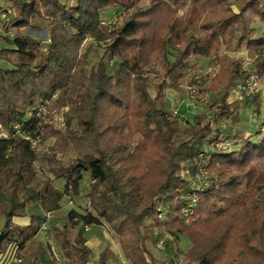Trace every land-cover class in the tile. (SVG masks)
Returning <instances> with one entry per match:
<instances>
[{
    "label": "trees",
    "instance_id": "trees-1",
    "mask_svg": "<svg viewBox=\"0 0 264 264\" xmlns=\"http://www.w3.org/2000/svg\"><path fill=\"white\" fill-rule=\"evenodd\" d=\"M14 6L4 19L5 27L14 29L11 38H4L14 48L0 50V58L13 67L0 71V124L8 133L0 137V194L7 196L0 200L5 221L0 252L15 243L19 255L37 233L34 222L28 227L12 223L14 216L26 215L28 204H39L44 221L63 197L78 196L86 188L93 213L71 211L67 223L53 229L69 264H88L90 253L80 230L75 237L71 230L102 220L118 235L131 264H166L181 240L188 246L185 251L179 247L181 264H264V131L259 129L256 141L236 142L231 151L214 150L211 146L223 135H212L210 125L197 118L184 128L181 119L168 118L165 91L184 93L186 81L196 84L185 79L189 69L196 61L217 57L222 47L250 50L264 82V0H74L70 5L67 0H23ZM111 8L127 14L121 26L107 32L100 18ZM35 18L47 23V47L24 32L40 27ZM255 21L263 27L260 34ZM89 36L105 44L93 70L81 53ZM149 43L155 48L146 67L131 64ZM219 59L220 73L210 85L224 89L217 115L236 122L239 106L227 97L237 62ZM106 60L115 65L110 73ZM148 75L159 81L155 96L148 92ZM261 104L257 96V115ZM41 105L49 112L63 111L60 127L51 113L38 112ZM51 138L53 144L39 153ZM32 140H39L35 147ZM67 152L74 156L64 164L60 155ZM200 154L207 158L210 183L197 192L194 213L185 223L181 210L203 164ZM37 162L47 167L46 176L38 174ZM52 177L64 180L63 189L54 186ZM155 199L162 208L154 206ZM147 220L162 230L157 240L172 237L165 262L144 245ZM36 258L31 253L26 264ZM106 260L104 252L100 264Z\"/></svg>",
    "mask_w": 264,
    "mask_h": 264
},
{
    "label": "rangeland",
    "instance_id": "rangeland-1",
    "mask_svg": "<svg viewBox=\"0 0 264 264\" xmlns=\"http://www.w3.org/2000/svg\"><path fill=\"white\" fill-rule=\"evenodd\" d=\"M7 3L6 0H0V9H3L4 6L2 4ZM68 5L73 4L74 0H67ZM148 4V2L141 3L142 6ZM233 10L237 13L238 9L235 4L232 5ZM187 8H181L179 10V14L183 15L186 13ZM4 11H1V13ZM3 14V13H2ZM9 16V14H8ZM7 16V17H8ZM36 19V18H35ZM37 22L35 24L40 25L42 30L39 29L37 31L24 30L27 34L35 36L37 40L43 41L46 37L47 23L45 20L36 19ZM1 22V21H0ZM254 27L257 29L258 34L263 30L262 25L255 21ZM105 44L104 42H99L95 39V37H87L85 42L82 45L81 53H86L88 60V70H93L96 67V64L100 57L103 55ZM154 43H149L146 46L145 52L135 57L131 64H138L139 66H145V63L149 59L152 51L154 50ZM220 57H227L231 59H235L237 62L236 72L233 74V85L228 94L227 101L228 103H233L239 106L238 109V120L233 122L231 119L228 121L225 118H222L217 115V110L220 105V99L224 92V89L221 88L219 90L210 89V85L214 78H216L221 70ZM170 59H172L170 57ZM256 56L247 48L241 47L237 50L233 51L232 49H228L226 47H222L219 55L211 58H204L199 61H196V65H194V69L196 71L197 83L193 84L191 87L194 90L193 99L195 103V108H191L186 106V103L189 102L190 99V91H188V82L186 81V85L184 87L185 92L180 93V98L178 99L179 113L181 114L180 119L182 122V127L184 128V121L188 119L191 123L195 122V118H197L198 122H201L202 125L209 124L213 129L212 135H223L224 138H228L231 141L238 142V144L247 137H253L252 140L256 141L259 137L258 131L263 126L264 127V82L261 80V77L257 73L256 70ZM106 65L108 71L110 73V69L114 67V63H111L109 60H106ZM257 77V86L251 89H242L240 87L241 83L244 82L248 77L252 76ZM192 78L187 75L186 80ZM158 80L153 75H148L147 83H148V92L151 96H155L157 91ZM166 94L172 93L174 91L172 88H167ZM176 92V91H175ZM259 97L262 101L261 104V113L260 115L255 114L253 101L256 97ZM134 98L137 97V93L134 91ZM173 108H169V111ZM50 112L51 117H54V123L56 126L60 127L64 122V115H62L63 111L51 109ZM64 111H67L65 109ZM74 125V124H73ZM221 131L223 134L218 133ZM210 135L209 137H211ZM228 135V136H226ZM226 136V137H225ZM215 137V136H214ZM54 142V138L47 140L42 147H40L39 153L42 151H46ZM201 148H206V142H195ZM234 148V147H233ZM74 154L72 152H67L66 154L60 155V158L67 164L71 159H73ZM36 169L40 176L44 177L47 173V167L43 166L40 162L36 163ZM52 179H54L52 177ZM56 179L53 181L55 182ZM89 183V179L86 178L83 185L87 186ZM58 188L63 189L62 184L60 182H56L55 184ZM85 195H87L88 189L83 188L82 190ZM81 205H85V207H90V200L87 196L80 198L78 201ZM159 200H154V206L158 204ZM87 203H89L88 206ZM159 205V204H158ZM157 208H162L161 205ZM52 216V214H51ZM50 216V218H51ZM49 218V220H50ZM107 223V222H106ZM143 231L145 233L144 245L147 247L150 254L153 255L155 259L162 257L159 254V251L156 249V241L159 235H161V229L159 227L154 226V222L152 220H147L143 226ZM182 251L187 249V243L185 240H181L178 244ZM163 258V257H162Z\"/></svg>",
    "mask_w": 264,
    "mask_h": 264
},
{
    "label": "crops",
    "instance_id": "crops-1",
    "mask_svg": "<svg viewBox=\"0 0 264 264\" xmlns=\"http://www.w3.org/2000/svg\"><path fill=\"white\" fill-rule=\"evenodd\" d=\"M14 1L19 2L23 0H6L7 3L1 5L4 7L3 9H0V50L14 48V46L9 44L4 38L6 36L11 38L14 33L13 28L7 29L4 25L6 14L10 13L9 16H11L12 12L15 11ZM1 11H4L2 12L3 14L1 13ZM28 29L29 28H26L25 30ZM38 29L40 31V29L42 30V27L30 28L33 33ZM44 31H46V37L45 39H43V41H48L49 31L48 29ZM25 33L27 34V32ZM32 37L35 38V36ZM12 68V65L8 61L0 58V71L10 70ZM179 96L180 93L175 91L166 94V106L168 107V109L179 107L177 106V104L179 105ZM7 135L8 133L2 128L0 124V137H6ZM52 180L54 181L55 179ZM57 181L62 184V187H64V180L62 179H57L55 182H53L55 187H57L55 185ZM85 196V193L81 191L78 196L63 197L60 201V208L58 210L52 211L50 220L46 222L48 229L45 233L41 230V225L44 222L42 208L37 203L28 204L26 215L14 216L12 218V223L19 227H28L31 222H34V224L38 226V231L33 239L31 241H28L24 248L19 252V261H11L4 264H26L27 257L31 253L37 254V258L34 260L33 264H69V260L64 256L62 252L60 242L54 239L53 229H61L67 223V217L71 211H75L79 214H86L88 212L93 213L90 207H85V205H81L78 202L80 198ZM0 200H7V196L5 194H0ZM88 205L89 203H87L86 206ZM4 223V219L1 218L0 232L4 227ZM79 230L82 236L85 238L86 246L90 250L88 264H100V258L104 252H107V260L104 264H131L128 260H126L124 256L118 235H116L109 228L108 224L104 220H102L101 225L78 226L76 229L71 230L72 236L75 237ZM159 254H161V256L163 257L156 259L159 262H165L168 259L166 253L159 252Z\"/></svg>",
    "mask_w": 264,
    "mask_h": 264
},
{
    "label": "built area",
    "instance_id": "built-area-1",
    "mask_svg": "<svg viewBox=\"0 0 264 264\" xmlns=\"http://www.w3.org/2000/svg\"><path fill=\"white\" fill-rule=\"evenodd\" d=\"M127 11L125 9H107L104 12H102L101 18H100V26L104 28L107 32H112L116 30L119 26H121L124 17L126 16ZM196 71L194 68L189 69V77H192L195 81L197 79ZM257 77L250 76L248 79H246L244 82L241 83L240 87L242 89H251L255 86H257ZM190 85L188 87V91H190V99L189 102L186 103V106H189L191 108H195V103L193 99V93L194 90ZM38 112L46 116L50 112L46 110L45 106H40L38 108ZM181 114L179 113L178 108H173L168 113V118L180 119ZM54 119V117H53ZM184 125H188L191 123L188 119H186L184 122ZM19 131V126L15 127ZM261 131H264V127H261ZM39 140H32V146L35 147L38 144ZM236 142L231 141L228 138L221 137L219 140L215 141L213 145L211 146L212 149L218 150V151H231L233 147L235 146ZM199 158L202 160L203 164L200 162L198 164V171L196 173V182L192 185V192H188L186 195L187 204L183 207L181 210V215L185 223H188L194 213V209L197 204V192L203 191L210 183V178L206 170V162L207 158L204 157V154H200ZM160 211V209H159ZM45 220L41 225V230L45 233L47 231V221L49 220L51 214L45 213ZM159 218L163 219L164 214L160 212ZM171 240L172 237L169 235L160 238L156 242V249L159 252L165 253L166 247H167V240ZM173 256L172 258L166 262V264H181L183 262L184 253L179 249L177 246H173ZM11 261H19L18 257V246L15 243H9L5 246V248L0 252V263H9Z\"/></svg>",
    "mask_w": 264,
    "mask_h": 264
},
{
    "label": "water",
    "instance_id": "water-1",
    "mask_svg": "<svg viewBox=\"0 0 264 264\" xmlns=\"http://www.w3.org/2000/svg\"><path fill=\"white\" fill-rule=\"evenodd\" d=\"M42 45L47 47L49 45V41H43ZM4 237H5V232L1 231L0 232V248H1L2 242L4 240Z\"/></svg>",
    "mask_w": 264,
    "mask_h": 264
}]
</instances>
